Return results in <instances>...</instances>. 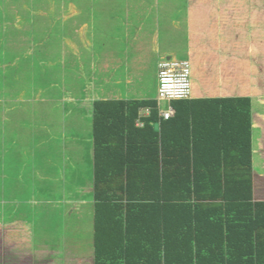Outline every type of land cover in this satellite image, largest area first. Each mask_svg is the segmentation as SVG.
<instances>
[{
	"label": "trees",
	"instance_id": "trees-1",
	"mask_svg": "<svg viewBox=\"0 0 264 264\" xmlns=\"http://www.w3.org/2000/svg\"><path fill=\"white\" fill-rule=\"evenodd\" d=\"M194 96L171 102L169 120L156 98L93 102L83 184L94 264H264V202L251 179L257 108L247 96Z\"/></svg>",
	"mask_w": 264,
	"mask_h": 264
},
{
	"label": "rangeland",
	"instance_id": "rangeland-1",
	"mask_svg": "<svg viewBox=\"0 0 264 264\" xmlns=\"http://www.w3.org/2000/svg\"><path fill=\"white\" fill-rule=\"evenodd\" d=\"M88 1L91 3L92 0ZM11 3L8 2V6H5L8 8V14L21 15L24 11L22 3L17 5ZM188 3L189 0H141V2L129 0L114 8L110 5H100L101 2L97 7H93V11L89 4L83 7L82 11L85 15L93 13L88 19L96 20L94 28L98 31L104 24H108L107 20L112 19L111 16L115 19V14L118 19L113 20L112 24L115 22L113 30L116 34L117 30L124 29L126 25L123 24V20L130 21V30H123L125 39L121 42L123 46L119 47V54L116 55L120 57L128 55L131 63L118 65L130 68L131 73L138 74V61H140L142 69L139 70L140 75H136L133 79V85L128 87L125 84L112 83L110 84L112 89L116 92L121 90L123 93L124 89L130 88L132 92V87H138L135 82L140 80L142 91L136 90L131 94L134 95L132 97L156 98L157 62L160 55L168 54L167 57L174 60H189L188 53L191 50L189 44H195L194 38L201 36L202 26L209 19L210 25H213L218 33L224 31L228 34L235 31L238 39L247 40L251 38L250 34L258 35L253 39L256 47L255 64L239 65L243 71L247 67H255L256 71L252 68L244 74L245 78L239 74L235 76L236 78L225 80L229 83L213 84L212 88L217 87L220 92H227L228 95L234 93L237 96L250 97L257 108H254L253 114H264V75H262L264 73V33H262L264 32V0H191L189 7ZM40 4H43V1ZM32 14L31 17L25 16V19L20 21V26L26 29L24 35L23 32H15L9 22L0 20V179L9 178L7 172L12 173L10 178L12 180H0V198L8 192L16 193L14 196L17 197L18 204L22 205L18 216L31 215L30 219L34 220L31 231L35 236V247H46V254L42 253L46 256V264H94L93 251H91L93 250L92 200L87 193L90 187L87 185L84 194L81 193L86 184L85 180L88 181L91 176L92 158L89 145L84 139L82 149L80 147L69 149L65 146L71 141L62 139L76 129L77 126L71 123L74 119L78 120V117L76 115L74 117L71 113L76 105L82 106L79 102L77 104V101H65L68 100V96L64 94L63 88L79 90L83 94L80 85L85 88L88 76L85 75L82 80L79 76L82 78L84 67L89 64H79L75 72L76 77L73 73H66L67 78L73 83L63 84L60 75L63 71L60 70L61 65L46 64L48 60H59L60 53L56 39L58 36H52L54 32L46 31V24L45 26L38 24L41 17ZM45 19L41 21L46 23ZM189 19L192 26L188 23ZM188 26L189 31L186 28ZM53 30L56 28L54 27ZM127 32L128 36H126ZM52 38L54 45L49 43ZM118 42L119 40L116 39V43ZM124 45L129 48L128 54L125 53L127 50L123 48ZM194 50L193 48L191 52L194 53ZM198 51L202 53V49L195 50ZM89 54V52L85 53L84 59H87ZM196 60L199 63L196 64L197 69L191 63L193 95L196 93L201 96L202 91H199L202 88L201 55L199 57L196 55ZM258 61L261 63H257ZM87 72L89 73L88 70L86 74ZM139 91L141 93L135 95ZM162 108H167L166 102L162 103ZM64 114L67 116L64 117ZM258 115L256 125L261 129L263 124L260 120L264 117ZM64 118L67 119V123ZM79 126L77 128L85 134L87 130L85 125ZM258 132L259 130L256 129V136H259ZM257 154L263 153L259 151ZM263 159L259 161L260 165H256L260 169L264 168ZM78 171H80V179H78ZM257 172L260 170L257 169ZM261 183L259 200L264 199V182ZM41 190L43 192L39 194ZM27 199H31V204L35 205L34 212L25 209ZM43 244L45 246H42ZM74 248L82 254L78 256L74 252L70 255L66 254ZM68 255L73 259L68 260ZM74 255L79 258H74ZM39 256L42 255L35 253V259Z\"/></svg>",
	"mask_w": 264,
	"mask_h": 264
},
{
	"label": "crops",
	"instance_id": "crops-1",
	"mask_svg": "<svg viewBox=\"0 0 264 264\" xmlns=\"http://www.w3.org/2000/svg\"><path fill=\"white\" fill-rule=\"evenodd\" d=\"M41 1H43V4H40ZM137 1L141 2V0ZM8 2H12V5L22 3L24 9L23 13L21 15H13L12 13L8 14V8H5V6H8ZM99 2H101L100 5H110L114 8L116 5L129 2V0H92L91 3L88 0H0V10L3 11V14L2 11H0V20H5L9 22V24H12V28L15 30V32H23L22 35L26 33L24 32V30L26 29L20 26V21H23L25 19V16L31 17V13H33L32 16L41 17L38 20V24L44 26L46 24V31H49V33L54 32V34H50V36H58L57 38H54L58 39V53H60V56L58 57L59 60H48L46 61V64L61 65L60 70L63 71L60 75L62 77L63 84L66 85L73 83L70 81V79L67 78L66 73L70 72L75 75L77 67L80 66L79 64H89L84 67L85 70L82 73V78L79 76L81 80L85 75L88 76L85 88L83 85H80L81 89L84 91L83 94L80 93L77 87L76 88L78 91L73 89L66 90L63 88L64 94L66 93V95L68 96V100H65L64 97L65 101H77V104L79 102V104L81 103L82 105L81 107L76 105L73 109L71 115L73 114L74 117L76 115V117H78V120L74 119L71 125L74 124V126L77 127H80L79 125H85L87 129L86 133L82 134L80 132L81 129L76 127L73 133H68L67 135H65V137L63 136L62 139H69V141H71L70 144L68 143V146H65L69 149H76L77 147H80V149H82L81 147L84 146L85 139V142L89 145L90 152L92 151L91 134L93 129V102L97 100L128 101L155 98H147L144 96L140 97L139 99H135L132 97L134 95L131 94L135 93L136 90L140 89L142 91L140 87V80L138 82H135L138 87H132V92L131 90H129L130 88H127L126 90L124 89L123 93L121 90H118L116 92L114 91L115 89H112L110 85L112 83L125 84L128 87L133 85V79H135L136 75H140L139 70H141L142 68L141 64H139L140 61H138V74L136 72L131 73L130 68H124L123 65H118L131 63L129 62L128 55L122 57L116 55L119 54V47L123 46L121 42L125 39L123 30H130L129 20L126 22L125 20H123V24L126 23V25L123 27L124 29L117 30L116 34L113 30V25H115V22L112 24L113 20L118 19V17H116L117 14H115V19L113 16H111L112 19L107 20L108 24H104L98 31L97 28H94L96 20L93 19L91 21L88 19V17L91 14L93 15V13H90V15H85V13L82 11L83 7H87L86 5L88 4L90 9H92L93 11V7H97V5H99ZM9 6L11 7V5ZM10 7L9 9L11 10ZM27 8L32 10L29 11ZM107 16H109V14ZM44 18H46V23L43 22ZM204 22L205 21H203V23ZM188 23L191 25L190 20ZM108 25L111 27L109 28ZM54 27L56 28V30H53ZM186 28L189 31V26ZM110 30H112V32H110ZM214 30V26L210 25V20L207 19V23L202 26L201 36H198V38L196 36L194 38L195 44H189V47L191 49L188 53L189 59H191L190 57L193 56L195 58L194 63L197 64L198 60H196V55L198 57L201 55L202 58V79H200L202 88L199 90L200 92L202 91V95L199 96V94L195 93L194 95H198L199 97L194 96V98L210 99L217 97L237 96L234 93L231 95H228L227 92L222 93L218 91L217 87L212 88V85L229 83V81L225 80L228 78H236L235 76H238L239 74L242 76V78H245L246 75L244 74L250 71L252 68L254 69L253 71H256L255 67L244 68V71L242 70L243 68L239 67V65L255 64L256 47L254 46L253 39L256 37V33L250 34L249 37L251 38L247 40L244 37V39H238L239 37L237 35V32L234 33L235 31H233V33L229 32L227 34L224 33V31L218 33L217 29L215 31ZM128 34L129 33L127 32L126 36H128ZM247 35L248 34H246V36ZM189 36L191 35L189 34ZM116 39L119 40L118 43H116ZM49 43H52V45H54L53 38L49 41ZM123 48H126L127 51H125V53L128 54L129 48L125 47V45ZM193 48L195 50L202 49V53H200L199 51L195 52V50L194 53L191 52ZM88 52L90 53L89 56H87L88 58L84 59L85 53ZM167 55L168 54L160 55L157 66L159 62L163 60V57H165V59L171 58L167 57ZM257 63L261 62L258 61ZM87 70L89 71V73L87 72L86 74ZM262 75H264V73ZM138 79L140 78L138 77ZM76 83L78 82L76 81ZM141 91L136 92L135 95L141 93ZM70 110L72 111V109ZM146 114L147 113L143 110L140 111L139 115L140 117H145ZM257 115L258 114L256 113L253 114L252 122V194L254 202H264V199L259 200L258 198L261 193L260 184H262L261 182H264V168L260 169L258 168V166H256L260 165L261 162L259 161L261 160V158H264V118L260 120L263 124L262 128L260 129V127L256 125V122L258 124V121H256ZM66 116L67 114H64V117ZM258 116L264 117V114H259ZM13 119L14 118H12L11 120L13 121ZM66 121L67 119L65 120V122ZM68 123L70 124V119L68 120ZM136 126L142 127V121L138 119V121L136 122ZM89 129L91 130L90 133ZM156 129H159L158 124L156 125ZM256 129L259 130V136H256ZM259 151H261L263 154L258 155L257 153H259ZM257 169H259L260 172H257ZM7 173L10 175L9 178H2L0 180H12L10 179L12 178V173ZM79 176H81L80 171H78V179H80ZM87 185L90 187L87 193L91 194V185L89 182L87 183ZM86 186H84L82 188L83 190H81L82 195L84 194V189H86ZM40 192H43V190L39 191V194ZM15 194L8 192L5 193L4 197L0 198L2 199L0 200V264H46V256L43 255L46 254V247H35V236H33L31 231V229L33 228L32 225L34 223V220L30 219L31 215H23L21 217L18 216L19 211H21L19 210V208H21L22 206L18 205L17 197L14 196ZM26 202L27 204L25 209L29 210L30 212H34L35 205L31 204L32 200L27 199ZM80 208H82V206ZM42 246H45V244H43ZM91 251L93 250L91 249ZM73 252L76 253L77 256L81 253H79V251L74 248V250H72L70 253L66 252V254L70 255ZM35 253H39L42 256H39L37 259H35ZM69 255L67 259L72 260L73 257H69ZM76 257L74 255V258Z\"/></svg>",
	"mask_w": 264,
	"mask_h": 264
},
{
	"label": "built area",
	"instance_id": "built-area-1",
	"mask_svg": "<svg viewBox=\"0 0 264 264\" xmlns=\"http://www.w3.org/2000/svg\"><path fill=\"white\" fill-rule=\"evenodd\" d=\"M192 71L190 61L166 58L158 64V96L160 106L162 102L168 104L165 110L160 109V116L165 120L174 117L175 110L171 102L192 98ZM149 114V110L146 111Z\"/></svg>",
	"mask_w": 264,
	"mask_h": 264
},
{
	"label": "clouds",
	"instance_id": "clouds-1",
	"mask_svg": "<svg viewBox=\"0 0 264 264\" xmlns=\"http://www.w3.org/2000/svg\"><path fill=\"white\" fill-rule=\"evenodd\" d=\"M157 96H158V95H157ZM192 98H193V95H192ZM192 98H191V99H192ZM156 99H157V97H156ZM162 103H163V102H162ZM162 103H161V105L159 106V108L162 109V110H165V109L162 108ZM167 106H168V104H167ZM144 111L146 112L147 110H144ZM149 112H150V111H149ZM148 115H149V114H148ZM146 116H147V115H146ZM174 116H175V115H174Z\"/></svg>",
	"mask_w": 264,
	"mask_h": 264
}]
</instances>
